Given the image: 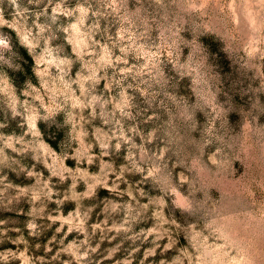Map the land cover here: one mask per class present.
I'll return each mask as SVG.
<instances>
[{
    "label": "clouds",
    "instance_id": "clouds-1",
    "mask_svg": "<svg viewBox=\"0 0 264 264\" xmlns=\"http://www.w3.org/2000/svg\"><path fill=\"white\" fill-rule=\"evenodd\" d=\"M252 7L259 19L264 0ZM208 9L0 0V264L221 260L196 232L211 227L202 179L243 149L242 135L264 154V85L239 82L231 108L193 89V75L207 87L213 54L227 56ZM237 101L246 129L226 119ZM221 251L223 264H252L246 248L236 260Z\"/></svg>",
    "mask_w": 264,
    "mask_h": 264
},
{
    "label": "rangeland",
    "instance_id": "rangeland-1",
    "mask_svg": "<svg viewBox=\"0 0 264 264\" xmlns=\"http://www.w3.org/2000/svg\"><path fill=\"white\" fill-rule=\"evenodd\" d=\"M151 2L152 0H145L146 6L151 5ZM201 2L208 3L210 18L223 24L225 38L229 39V43L225 46L227 56L213 54L217 62L209 65L202 74L207 87L195 83L194 75L192 87L203 93L212 105L222 106L227 103L231 108L232 94L239 82L242 81L245 86L248 83L264 85V9L260 10L258 19L255 15L256 9L252 5L259 4L260 0ZM136 3L137 0H129L130 7H135ZM225 4L232 6L231 16L228 12L220 10ZM248 13L253 15L249 17ZM230 20L235 23V27L229 23ZM156 36L157 33L154 32L153 37ZM144 54L151 55V50L145 49ZM198 103L202 109L198 116L203 119L202 115L209 113L210 109L203 103ZM236 104L237 113L226 116V119L239 130L241 117L243 128L246 129L249 126L248 112L239 105V101ZM256 107L264 109V105L259 102ZM241 143L243 149H237L232 158L223 161L218 171L206 172L202 179L204 222L209 223L211 227H197L196 232L202 231L207 246L215 255L221 257V260L214 264H223L225 253L222 249L227 250L226 254L236 260L237 253L245 248L253 258L252 264H264V154L261 153L257 140H246L242 135ZM66 163L74 166L72 160ZM23 220L24 217H21V224Z\"/></svg>",
    "mask_w": 264,
    "mask_h": 264
}]
</instances>
